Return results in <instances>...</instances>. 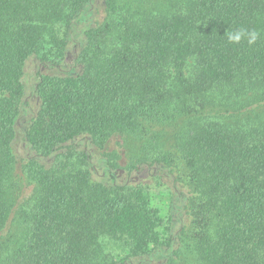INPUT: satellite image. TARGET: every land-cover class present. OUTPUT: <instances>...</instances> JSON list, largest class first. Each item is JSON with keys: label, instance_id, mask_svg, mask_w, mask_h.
Listing matches in <instances>:
<instances>
[{"label": "trees", "instance_id": "trees-1", "mask_svg": "<svg viewBox=\"0 0 264 264\" xmlns=\"http://www.w3.org/2000/svg\"><path fill=\"white\" fill-rule=\"evenodd\" d=\"M0 264H264V0H0Z\"/></svg>", "mask_w": 264, "mask_h": 264}, {"label": "rangeland", "instance_id": "rangeland-1", "mask_svg": "<svg viewBox=\"0 0 264 264\" xmlns=\"http://www.w3.org/2000/svg\"><path fill=\"white\" fill-rule=\"evenodd\" d=\"M70 58H71V56L68 55L67 60H70ZM26 68L30 69V68H29V62L27 63ZM129 175L135 177L137 180H143V181H145V182L149 180V179L146 178V176H144V174L141 173V172H134V171H133V172H132L131 174H129ZM122 176H126V173H125V171H124L123 169H120V170H119V177H122Z\"/></svg>", "mask_w": 264, "mask_h": 264}, {"label": "clouds", "instance_id": "clouds-1", "mask_svg": "<svg viewBox=\"0 0 264 264\" xmlns=\"http://www.w3.org/2000/svg\"><path fill=\"white\" fill-rule=\"evenodd\" d=\"M230 39L234 40V41H239L240 36H239V34H237V35L231 36Z\"/></svg>", "mask_w": 264, "mask_h": 264}]
</instances>
